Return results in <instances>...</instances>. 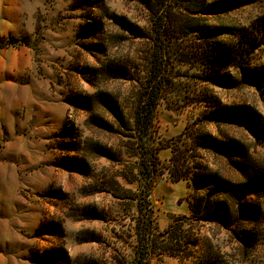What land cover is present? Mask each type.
Returning <instances> with one entry per match:
<instances>
[{
    "label": "rangeland",
    "instance_id": "1",
    "mask_svg": "<svg viewBox=\"0 0 264 264\" xmlns=\"http://www.w3.org/2000/svg\"><path fill=\"white\" fill-rule=\"evenodd\" d=\"M149 1L26 0L23 9L11 11L14 28L6 34L0 33V49L17 52L19 60L24 57L21 54L28 53L32 62L31 72L18 74L8 90L35 88L39 92V87L46 86L52 100L57 98L56 104L52 103L50 118L54 122L61 121V127L50 134L45 144L42 161L26 171H12V176L14 173L20 180L27 176L28 183L27 187L18 188L19 194L13 192L14 186L11 187L9 208L24 211V236L28 242L23 245V258H15L14 264H114V243L118 237L127 238L124 236L131 220L122 216L127 213L123 212L119 200L114 198L118 192L113 182L117 181L125 188L135 187V184L128 185L121 178V171L133 161L125 154H117L119 161L94 157L91 148L94 140L115 150L122 146V141L117 135L91 127L85 121L88 113L73 104L78 96L93 95L102 90L117 97L125 111L129 109L137 94L136 82L110 80L106 69L101 70L102 77L94 75L100 66L112 61L124 62L130 78L145 76V63L141 60L145 57L144 52H150V44L123 30L116 21L128 22L139 32L148 31L152 21L146 3L151 5L157 0ZM180 3V0H173L170 4L175 11ZM262 15L264 0H253L238 10L208 16L204 21L209 26L235 34L245 31V35L260 39L261 44L264 43V24L258 27L257 23ZM7 19L0 6V26ZM96 26L99 31L92 32L90 29ZM227 37L224 34L222 39ZM173 41L181 42L183 46L188 44V38L178 33L174 34ZM253 55L254 63H264V45ZM196 65L193 66L195 68L179 66L176 72L173 71V84L167 88L173 101L170 105L161 101L153 120L161 142L180 135L189 121L191 116L186 107L180 105H186L187 99L206 98L212 94L221 104L232 106L235 116L231 121L222 119L206 124L205 129L214 136L242 142L248 146L252 157L264 164V138L258 136V127L264 123V91L247 83H240L236 87L207 83L198 72L201 64ZM234 75L231 72L230 76L236 79ZM23 96L20 99L21 107L16 110L21 117L26 115V107L30 103L26 95ZM59 101L62 102L61 107ZM236 108L248 110L244 119ZM194 122L199 124L197 120ZM170 155V150L165 149L160 150L158 157L164 163ZM203 160L213 171L237 180V173L223 159L206 155ZM188 191L185 181H172L167 174L154 185L150 201L159 232L170 225L174 216L190 214ZM91 207L97 212L104 211L108 223L88 221L84 215H89ZM261 227L263 237L257 246L244 250L237 245L229 231L211 223L205 224L200 228L202 240L207 239V243L202 245L203 249L209 254H220L223 262L220 264H264V222ZM120 229L124 232L122 236H119ZM129 243L131 240L125 239L122 246L126 247ZM200 248L198 245V253H201ZM53 250L58 252L57 259L52 257L50 251ZM152 262L180 264L171 255H164L160 259L155 257Z\"/></svg>",
    "mask_w": 264,
    "mask_h": 264
},
{
    "label": "trees",
    "instance_id": "2",
    "mask_svg": "<svg viewBox=\"0 0 264 264\" xmlns=\"http://www.w3.org/2000/svg\"><path fill=\"white\" fill-rule=\"evenodd\" d=\"M172 1L146 3L152 21L148 31L139 32L128 22L116 21L123 30L150 44V52H144L146 58L141 60L145 63L144 77L130 78L124 62L111 61L95 72L94 76L100 78L103 75L101 70L106 69L110 80L136 82L137 94L129 109L125 111L117 97L102 90L93 95L78 96L73 104L88 113L85 121L91 127L117 135L122 141V146L115 150L94 140L91 142L94 157L119 161L117 154H125L133 161L121 171V178L128 185L135 184V187L125 188L117 181L113 182L118 192L114 198L127 213L122 216L131 220L124 236L127 238L118 237L114 243V264H152L155 257L160 259L164 255L175 256L180 264L223 263L220 254H209L203 249L207 239L202 240L200 228L208 223L229 231L244 250H252L263 237L264 164L254 159L248 146L242 142L214 136L205 129L206 124L234 119L233 107L221 104L212 94L206 98L187 99L186 105H179L186 107L191 117L183 132L167 142H161L153 125L161 101L167 105L173 101L167 88L172 86L179 66L193 67L200 63L198 72L207 83L223 87L247 83L264 91V63L252 60L254 51L264 43L259 44L260 39L245 35V31L235 34L209 26L204 21L205 17L228 14L253 0H180L175 11L170 4ZM258 19L257 25L261 27L264 16ZM98 28L90 30L97 32ZM175 33L188 38V44L183 46L181 42H174ZM224 34L229 37L222 39ZM231 72L236 79L230 76ZM236 109L244 119L248 110ZM195 112L199 113L198 116ZM258 130V136L264 138V123ZM165 149H169L171 155L162 163L158 155ZM206 155L223 159L237 173V180L225 178L210 169L203 160ZM164 174L172 181L187 183L190 214L174 216L170 225L159 232L153 217L150 192ZM89 209V215H84L88 221L108 223L104 211L97 212L94 207ZM119 233V236L124 235L122 229ZM125 239L131 240L126 247L122 246ZM198 245L201 253H198ZM50 252L57 259L58 252Z\"/></svg>",
    "mask_w": 264,
    "mask_h": 264
},
{
    "label": "crops",
    "instance_id": "3",
    "mask_svg": "<svg viewBox=\"0 0 264 264\" xmlns=\"http://www.w3.org/2000/svg\"><path fill=\"white\" fill-rule=\"evenodd\" d=\"M25 1H0L8 18L0 26L1 34L13 31L11 11L23 9ZM21 56L24 57L19 60L17 52L0 49V87H3L0 88V264H14L15 258H23V245L28 243L24 236V211L9 208L11 187L14 186L13 192L19 194L18 188L28 185L27 176L20 180L14 173L12 176V171H26L37 166L45 156L43 152L50 134L61 127L60 120L54 122L50 118L52 103L56 104L57 98L52 100L46 86L39 87V92L35 88L8 90L18 74L31 72V56L28 53ZM23 95L30 103L26 115L21 117L16 110L21 107ZM61 103L59 101V107Z\"/></svg>",
    "mask_w": 264,
    "mask_h": 264
}]
</instances>
